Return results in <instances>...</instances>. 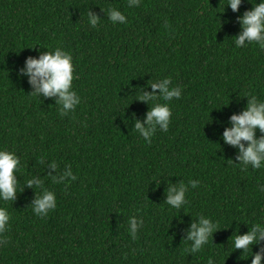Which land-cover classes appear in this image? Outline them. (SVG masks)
Returning a JSON list of instances; mask_svg holds the SVG:
<instances>
[{
  "label": "trees",
  "instance_id": "trees-1",
  "mask_svg": "<svg viewBox=\"0 0 264 264\" xmlns=\"http://www.w3.org/2000/svg\"><path fill=\"white\" fill-rule=\"evenodd\" d=\"M227 2L0 0V148L20 159L15 199L0 201L10 214L0 264H251V249L235 250L232 237L264 223V168L242 171L222 133L246 94L264 100V49L234 43L238 18L259 0H242L236 12ZM109 8L127 23L109 21ZM89 11L100 18L94 28ZM56 47L71 53L81 97L63 117L58 98L33 97L21 71L28 57ZM166 77L182 95L168 102V130L157 128L147 143L133 130L154 102L137 97ZM69 166L76 179L54 183ZM33 177L41 188L27 185ZM189 180L199 183L187 203L168 206L166 190ZM45 189L56 207L41 217L32 207ZM132 215L143 219L135 240ZM199 215L218 230L190 253L186 237Z\"/></svg>",
  "mask_w": 264,
  "mask_h": 264
},
{
  "label": "clouds",
  "instance_id": "clouds-1",
  "mask_svg": "<svg viewBox=\"0 0 264 264\" xmlns=\"http://www.w3.org/2000/svg\"><path fill=\"white\" fill-rule=\"evenodd\" d=\"M128 7H138L140 0H127ZM242 0H228L227 7L233 12L239 10ZM253 7L246 10L238 18L241 24V32L235 37L237 48L246 47L253 42L264 49V0L252 3ZM107 18L113 24L127 23L126 16L117 8L107 10ZM100 18L91 11L87 13V22L90 27H96ZM245 41L248 43L246 44ZM23 75L28 77L29 84L34 91L33 97H57V105L60 116H66L69 112L81 103V97L73 88L74 64L70 52L56 47L48 52L41 53L38 58L28 57L25 67L21 70ZM171 78L166 77L159 82L150 81L149 86L153 89L151 93H143L137 98L141 101H153L151 109L147 112L144 123L139 120L135 122L134 132L138 133L145 142L150 143L151 137L157 128L167 131L170 119L171 108L169 101L179 99L182 95L180 86H170ZM156 89H159L157 95ZM248 97L246 108L239 114L230 117L231 127L226 128L222 133L223 141L238 149L237 159L241 162V170H245L249 165L253 169L264 168V135L257 137L256 133H264V100L258 99L256 95H245ZM164 101V103L156 101ZM246 142V143H245ZM20 159L14 151L0 148V201H13L18 190L16 171L19 169ZM57 163L53 162L51 167L57 168ZM64 177L68 180H75L71 166L59 179L52 177L54 183H60ZM29 187L41 188L42 181L31 178L26 181ZM198 180H189L188 185L183 182L176 186H170L167 191L165 203L171 208L180 209L186 203V192L188 187L196 188ZM260 191H264V185H258ZM56 207L55 193L45 189L42 194H38L34 201L32 211L37 216H46ZM197 222H193L187 233L186 241L191 242L187 251L190 253L200 252L212 238L214 232L218 230L217 224L209 217L199 215ZM10 214L6 207H0V237L9 227ZM127 231L130 237L135 240L137 232L143 225V219L132 215L128 220ZM264 241V223H254L246 233L236 234L232 237V246L235 250L247 252L251 249V264H262L264 260V250L253 253V246ZM6 243V238H0V244ZM207 264H214L209 257Z\"/></svg>",
  "mask_w": 264,
  "mask_h": 264
}]
</instances>
